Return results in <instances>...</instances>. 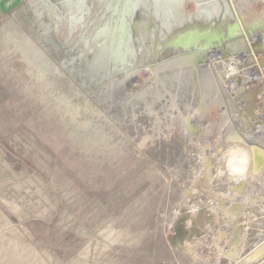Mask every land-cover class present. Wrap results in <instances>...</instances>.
I'll list each match as a JSON object with an SVG mask.
<instances>
[{
	"label": "rangeland",
	"instance_id": "1",
	"mask_svg": "<svg viewBox=\"0 0 264 264\" xmlns=\"http://www.w3.org/2000/svg\"><path fill=\"white\" fill-rule=\"evenodd\" d=\"M0 264H264V0H0Z\"/></svg>",
	"mask_w": 264,
	"mask_h": 264
},
{
	"label": "clouds",
	"instance_id": "2",
	"mask_svg": "<svg viewBox=\"0 0 264 264\" xmlns=\"http://www.w3.org/2000/svg\"><path fill=\"white\" fill-rule=\"evenodd\" d=\"M247 163V156L243 153L230 151L227 154V169L233 176H243L246 171Z\"/></svg>",
	"mask_w": 264,
	"mask_h": 264
},
{
	"label": "bare ground",
	"instance_id": "3",
	"mask_svg": "<svg viewBox=\"0 0 264 264\" xmlns=\"http://www.w3.org/2000/svg\"><path fill=\"white\" fill-rule=\"evenodd\" d=\"M61 4H62V3H61ZM66 8H67V7H66ZM209 15H210V14H209ZM66 16H67V15H66ZM207 20H208V19H207ZM194 26H195V25H194ZM197 27H198V26H197ZM197 27H196V28H197ZM202 28H203V27H202ZM197 29H199V28H197ZM181 32H182V31H181ZM179 34H180V33H179ZM179 40H180V39H179ZM179 42H180V41H179ZM176 44H177V42H176ZM168 46H169V45H168ZM179 46H181V45H179ZM175 48H176V45H175ZM229 48H230V47H229ZM234 48H237V47H234ZM236 51H237V50H236ZM236 51H235V52H236ZM193 56H194V55H193ZM243 58H244V57H243ZM237 153H242V152L238 150ZM243 154H244V153H243Z\"/></svg>",
	"mask_w": 264,
	"mask_h": 264
}]
</instances>
